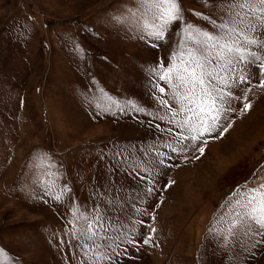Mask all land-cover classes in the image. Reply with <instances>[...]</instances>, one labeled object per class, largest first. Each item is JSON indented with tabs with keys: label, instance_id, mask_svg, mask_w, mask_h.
<instances>
[{
	"label": "rangeland",
	"instance_id": "1",
	"mask_svg": "<svg viewBox=\"0 0 264 264\" xmlns=\"http://www.w3.org/2000/svg\"><path fill=\"white\" fill-rule=\"evenodd\" d=\"M219 2L178 0L184 18L206 28ZM143 11L141 0H0L3 264H89L73 238L86 227L81 213L111 225L100 233L114 238L101 249L111 258L95 264H264L260 225L224 240L241 193L264 183V89L252 87L246 101L237 90L234 110L198 142L203 154L171 152L164 145L179 148V129L156 119L170 116L159 99L178 106L166 82L156 81L163 94L151 86L148 68L168 65L182 22L163 41L141 38ZM133 165L149 169L146 179Z\"/></svg>",
	"mask_w": 264,
	"mask_h": 264
},
{
	"label": "snow or ice",
	"instance_id": "2",
	"mask_svg": "<svg viewBox=\"0 0 264 264\" xmlns=\"http://www.w3.org/2000/svg\"><path fill=\"white\" fill-rule=\"evenodd\" d=\"M141 4L144 10L141 38L163 41L166 27L174 22H182L177 33L180 39L177 48L170 54L168 65L165 66L163 61H160L148 68L152 77L149 81L151 86L163 94L165 88L156 81L166 82L171 89L172 99L178 106L174 108L167 99H159V103L168 109L170 116L157 115L156 119H167L169 124L179 129L173 135V140L179 148L174 146L172 141L164 146L174 153L195 149L203 154L205 149L199 146L198 142L205 135L210 136L219 126L222 117L234 110L233 101L240 99V96L236 95L237 90L243 92L246 101L252 87L264 89V51H261L264 50V0H220L219 5H212L218 7L219 11L216 16L209 15L211 23L207 28L187 21L182 15L178 0H141ZM196 15L204 16L205 13L197 12ZM77 48L79 49L78 45ZM257 78L259 83L255 84ZM243 86L250 87L245 91ZM102 99L112 100L106 94ZM116 103L119 106L118 102ZM129 105L135 112L146 111L130 101L125 104V108ZM95 106L105 111L110 110L99 101ZM250 107V103L243 104L244 110ZM125 108L120 110L124 111ZM156 127L159 128V125ZM167 131L173 134L172 128ZM185 141L190 143L185 144ZM151 148L155 151L152 159L159 158V163L163 165V157L166 154L160 152L155 144ZM115 155L120 156L121 153ZM132 170L141 180L146 177L140 173L149 171L147 168L141 169L139 165H133ZM66 190L65 186L64 191ZM148 191L151 192L152 189L149 188ZM241 195L245 196L246 200L243 203L240 200L235 202L242 210L237 212L228 224L227 235H224L226 244L231 237L249 231L250 222L264 228V183L247 188ZM55 199L59 200L60 195H56ZM80 216L86 221V227L78 233L74 232L73 238L83 241L78 246L81 247L85 260L89 261V264L109 260L111 257L101 249L112 248L114 238L100 233H106L111 225L105 226L100 213H97L95 218L84 213ZM150 239V236L144 238L143 243L148 244ZM97 240L106 243H97ZM127 243L134 245L135 241L128 239ZM6 257L5 250L0 249V264H3Z\"/></svg>",
	"mask_w": 264,
	"mask_h": 264
}]
</instances>
